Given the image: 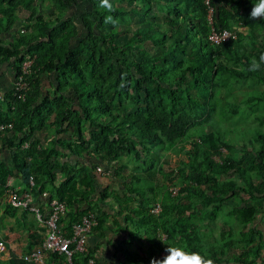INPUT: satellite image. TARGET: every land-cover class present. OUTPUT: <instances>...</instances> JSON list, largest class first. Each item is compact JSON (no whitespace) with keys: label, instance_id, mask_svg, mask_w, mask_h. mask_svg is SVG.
<instances>
[{"label":"trees","instance_id":"1","mask_svg":"<svg viewBox=\"0 0 264 264\" xmlns=\"http://www.w3.org/2000/svg\"><path fill=\"white\" fill-rule=\"evenodd\" d=\"M111 2L109 13L99 0H0V80L8 68L15 75L14 88L0 87V154L11 151L10 161L0 156V199L18 176L19 194L66 204L68 233L93 212L103 235L100 203L112 198L153 232L152 258L170 244L215 264H264V66L247 70L264 54V19L250 18L256 0ZM225 29L229 40H210ZM241 126L250 130L237 137ZM49 128L54 139L43 145L36 132ZM171 151L185 158L170 165ZM105 172L131 177V194L99 191ZM17 211L32 213L5 206ZM221 216L238 226L219 222L217 235Z\"/></svg>","mask_w":264,"mask_h":264},{"label":"crops","instance_id":"2","mask_svg":"<svg viewBox=\"0 0 264 264\" xmlns=\"http://www.w3.org/2000/svg\"><path fill=\"white\" fill-rule=\"evenodd\" d=\"M8 75L11 77L10 80H8ZM7 80L10 82L9 85L6 84ZM13 85L15 86V75H13L11 70L9 72L6 71L0 80V87L8 90L14 88ZM50 85L51 83L46 82V89H50ZM54 135V129L49 128L45 131L36 132L35 136L44 145L52 141ZM0 156L6 161H10L11 151L4 148L1 150ZM70 159L80 162L90 161L89 158L85 160L74 156ZM91 161L93 162L94 160ZM128 168V172L130 173L136 167L129 166ZM99 176V191L112 186L121 195H130V187L132 183L135 184V181L131 177L124 180L115 176L114 172L99 173ZM14 185L19 188L22 186V181L18 176L14 180ZM35 200L38 202L36 204H44L42 199L36 198ZM8 204V196L0 199V242H5L6 249L0 252V260L4 264L17 257L19 252L32 249L40 244L45 232V227L37 221L33 213H27L24 216L25 213L17 211V214L14 216L6 215L5 206ZM136 204L135 200V203H132V205L136 206ZM82 207L86 208L87 204H83ZM100 207L106 213L104 234L95 232L88 237L89 249L95 258L96 264H150L155 241L153 240L154 234L150 232L149 227L141 226V224H145L143 223L144 219L134 214L132 216L130 214L131 217H129V212L118 213V206L112 198L105 199V202L100 203ZM136 221H139V223L136 224ZM204 232L206 238H208L210 236L209 232L204 231V229L200 230V234L203 236ZM132 236L134 237L132 238ZM233 252L237 253L238 250H233Z\"/></svg>","mask_w":264,"mask_h":264},{"label":"built area","instance_id":"3","mask_svg":"<svg viewBox=\"0 0 264 264\" xmlns=\"http://www.w3.org/2000/svg\"><path fill=\"white\" fill-rule=\"evenodd\" d=\"M233 35V32L228 29L213 30L209 38L215 44H220L229 40ZM28 66H30V62L24 68L27 72L29 71L27 69ZM24 86L25 84L22 82L17 83V88ZM4 127V125L0 126V130ZM98 170L101 171L102 168L99 167ZM31 184L34 185L33 180H31ZM18 189V187H13L10 190V203L20 210H30L37 221L45 227L44 238L41 243L32 249L19 252L17 254L18 259L35 264H55V260L59 261V264H83L76 259V256L89 254L88 237L94 233V229L98 224L96 214L91 212L84 215L82 221L75 223L71 228V232L68 233V230L63 229L61 226V219L67 211V206L64 202L56 198H50L47 193H44V196L50 199L46 206H42L34 202L30 191L19 194ZM170 191L175 196L179 194L180 186H172ZM161 209V205L157 203L152 212L159 214ZM166 238L167 235L163 234V239L166 240ZM4 249L5 245L1 242L0 250ZM164 255L165 249L157 252L155 257L160 258ZM87 264H96L93 255L87 259Z\"/></svg>","mask_w":264,"mask_h":264},{"label":"clouds","instance_id":"4","mask_svg":"<svg viewBox=\"0 0 264 264\" xmlns=\"http://www.w3.org/2000/svg\"><path fill=\"white\" fill-rule=\"evenodd\" d=\"M99 7L107 10L109 13L114 11L111 0H99ZM250 18L252 20L264 19V0H256L253 3ZM105 23L115 25L117 20L112 15H108L105 17ZM262 66H264V54H261L258 58H251L247 70L256 72ZM167 245L165 255L160 258L153 257L150 264H215L214 259L211 257L198 251H190L186 245Z\"/></svg>","mask_w":264,"mask_h":264},{"label":"rangeland","instance_id":"5","mask_svg":"<svg viewBox=\"0 0 264 264\" xmlns=\"http://www.w3.org/2000/svg\"><path fill=\"white\" fill-rule=\"evenodd\" d=\"M80 3H83L82 1L80 2ZM83 8V5L81 6V8H79L80 10ZM77 7H75L74 8V11H76L77 12ZM80 10H79V12H80ZM73 11V10H72ZM71 11V12H72ZM28 62H26L25 63V66H26V64H27ZM25 66H24V68H25ZM7 72H9V68L6 70ZM11 79V77L8 75V80H10ZM7 80V81H8ZM3 84V83H2ZM7 85H9L10 84V82L8 81L7 83H6ZM14 86V85H13ZM3 87V86H2ZM2 90H5V89H3L2 88ZM228 116H226V117H221L222 119H226ZM228 126V125H227ZM243 130H245V129H243ZM243 130H242V126L239 128V129H236V131H234L235 132V134H236V136L237 137H240V135H243V134H245L246 135V132L247 131H249L250 130V128H248V130H246V132L245 133H243ZM241 142V141H240ZM164 154V156H165V158H164V160H165V162H170L171 164L170 165H172V164H174L175 162L177 163V162H179L182 158H185L184 157V155L183 154H181V153H177V152H175V151H171V152H165V153H163ZM144 185L143 186H152V185H154L155 183L154 182H144L143 183ZM157 215V214H156ZM219 222H220V225H222V223H223V225L224 224H229V225H231V226H238V225H236V222L234 221V220H232V221H226L224 218L222 219V216L219 218V221H218V223H217V235H218V233H219V231H220V229H221V226L219 225ZM264 223H260V224H257L259 227H263L264 228V225H263ZM263 225V226H262ZM20 260V259H19ZM29 263V262H28Z\"/></svg>","mask_w":264,"mask_h":264}]
</instances>
